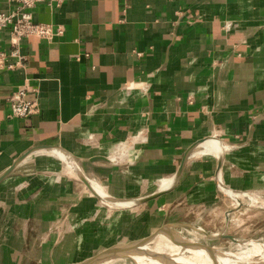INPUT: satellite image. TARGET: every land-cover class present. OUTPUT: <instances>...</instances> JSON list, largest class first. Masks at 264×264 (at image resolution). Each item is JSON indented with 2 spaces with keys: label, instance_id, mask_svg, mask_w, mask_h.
Segmentation results:
<instances>
[{
  "label": "crops",
  "instance_id": "0c3cea01",
  "mask_svg": "<svg viewBox=\"0 0 264 264\" xmlns=\"http://www.w3.org/2000/svg\"><path fill=\"white\" fill-rule=\"evenodd\" d=\"M32 12L64 32L32 36L26 60L0 70V264H80L160 229L207 234L235 209L226 189L264 185V0ZM26 83L41 111L13 118Z\"/></svg>",
  "mask_w": 264,
  "mask_h": 264
},
{
  "label": "rangeland",
  "instance_id": "374dc122",
  "mask_svg": "<svg viewBox=\"0 0 264 264\" xmlns=\"http://www.w3.org/2000/svg\"><path fill=\"white\" fill-rule=\"evenodd\" d=\"M255 187L250 191H241L244 194L241 197L236 196L239 198V203H237L238 201H234L235 209L227 213L228 219L223 223L220 222L218 225L210 227L207 234H203L201 231H195V233H188L186 235L179 232L173 233H177V235L181 234L180 236L185 240H197L210 245L214 249L233 253H242L243 249L250 246L252 240L264 242V185H256ZM252 196L255 199H261V202L259 201V204L256 205L257 203L251 199ZM224 234L233 235L238 241ZM146 246L161 250L164 254L180 251V254L186 258L188 257L194 260L197 258V260L201 261L198 255L190 251L184 252L186 245L175 244L170 240H166L161 235L152 239ZM134 254L136 253L131 252L128 255H113L101 264H141L136 257L137 260L134 258Z\"/></svg>",
  "mask_w": 264,
  "mask_h": 264
},
{
  "label": "built area",
  "instance_id": "2783aa9c",
  "mask_svg": "<svg viewBox=\"0 0 264 264\" xmlns=\"http://www.w3.org/2000/svg\"><path fill=\"white\" fill-rule=\"evenodd\" d=\"M13 7L9 10H0V35L7 30L10 37V49H0V70L12 69L26 60L21 53V44L32 36L51 42L56 37L63 35L62 25L50 22H39L32 16V10L40 3L48 2L59 7L66 0H6ZM1 37V36H0ZM15 58L14 62L10 59ZM35 90L31 85H20L15 92L9 96L10 116L13 118H25L41 111L37 98L29 96Z\"/></svg>",
  "mask_w": 264,
  "mask_h": 264
},
{
  "label": "bare ground",
  "instance_id": "6f19581e",
  "mask_svg": "<svg viewBox=\"0 0 264 264\" xmlns=\"http://www.w3.org/2000/svg\"><path fill=\"white\" fill-rule=\"evenodd\" d=\"M220 145L221 144L217 141H207L204 143V150L207 152H215L218 155V151L221 149ZM226 191L228 190L226 189ZM229 193L239 197L244 194L243 192H233L230 190ZM236 198L238 201L239 198ZM251 199L253 202L257 203L256 205H258V202L261 200L255 199L253 196ZM165 234L166 240H172L186 245L184 252L190 251L195 255H198L201 258V261L197 260V258L195 260L188 257L186 258L180 254V251L176 253L164 254L161 250L151 248L150 246L140 247L136 252H134L136 253L134 254V258L136 257L141 264H264V242L262 241L259 242L252 240V242H250V246L247 248L245 247L246 249H243L242 253H233L228 251L223 252L214 248L208 249L207 247L197 244H188L186 243V240L188 239H183L180 236L181 234L177 235V233L173 232H167Z\"/></svg>",
  "mask_w": 264,
  "mask_h": 264
},
{
  "label": "water",
  "instance_id": "95a60500",
  "mask_svg": "<svg viewBox=\"0 0 264 264\" xmlns=\"http://www.w3.org/2000/svg\"><path fill=\"white\" fill-rule=\"evenodd\" d=\"M161 235L166 238V234H164L163 230H157L154 234L149 235V237L131 241L128 244H122L119 246H112V248L105 249L103 251H100L99 253L95 254L93 257L85 260L84 262L80 264H96L99 262H103L111 258L113 255H128L131 252H136L140 247L146 246L156 235ZM231 237L233 240L238 241L233 235H226ZM172 241V240H170ZM188 244H197L203 247H207L208 249H212V247L208 244H204L202 242H199L197 240H186ZM175 244H181L179 242L172 241Z\"/></svg>",
  "mask_w": 264,
  "mask_h": 264
}]
</instances>
